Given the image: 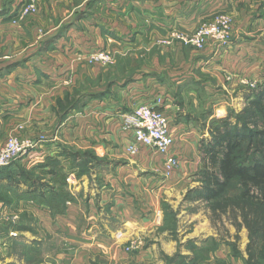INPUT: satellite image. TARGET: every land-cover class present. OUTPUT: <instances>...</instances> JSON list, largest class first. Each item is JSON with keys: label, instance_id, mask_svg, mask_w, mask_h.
<instances>
[{"label": "rangeland", "instance_id": "374dc122", "mask_svg": "<svg viewBox=\"0 0 264 264\" xmlns=\"http://www.w3.org/2000/svg\"><path fill=\"white\" fill-rule=\"evenodd\" d=\"M26 1L23 0L21 6ZM73 1L80 3V0ZM83 1L87 3L83 13L77 7L67 9L60 31H66L73 25L79 32L87 30V24L83 27L73 18L80 11L86 22L93 19L94 9L89 3L94 0ZM38 13L45 14L43 9L39 10V3L37 13L31 15ZM204 24L194 31L180 33L191 34ZM170 36L153 44L138 41L133 46L144 50V54L136 57L109 49L108 40H101L96 44L99 49L94 51L80 47V51L70 57L74 43L65 39V44L69 45L65 58L68 59L69 70L63 79L57 81L55 73L36 69L37 118L27 122L21 119L25 127L23 123L15 124L13 133L24 130L20 133L22 138L40 140L34 151L22 155L11 164L13 166L3 170L24 173L25 176L18 178L23 186L21 190L12 191L13 201L10 198L6 200L9 206L18 204L19 211L15 210L10 216L0 214V264H244L245 229L239 232V254L236 255L229 245L235 239L234 225L230 222L225 226L221 222L216 224L209 203L197 199L191 192L200 182V171L204 165L201 153H191L197 156L194 157L193 170L185 177L188 185L184 186L178 179L183 178V172L167 175L165 163L163 168L158 167L156 164L159 163L153 157L149 158L148 168L138 172L143 176L142 182L136 179L131 189H127L120 181L119 188L131 190L139 198V194L147 192L146 198L132 199L131 209L144 220V232L124 237L121 230L124 226L115 219L111 195L115 192L109 176L115 172L114 165L119 158L95 147L115 140L111 132L104 133L100 141L93 140L91 131L94 125L90 117L100 111L98 107L102 103L117 101L116 85L125 82L124 79L130 75L142 74V69L150 71L143 73L144 76L160 77L172 84L176 89L171 88V91L182 110L178 117L188 116L199 129L206 131L204 137H197L196 150L200 149L198 141L201 144L210 138L208 130L215 119L240 114L249 105V97L264 87V23L251 25L238 34V37H243L238 40L243 47H258L255 54L246 55L242 62V57L237 55H209L213 53L212 49L234 46L237 39L233 32V17L229 39L224 43L210 40L203 47H197ZM165 39L171 40L166 43ZM84 42L89 41L81 37L80 43ZM173 45L180 47L179 55L177 51L168 54L164 50ZM146 47H150L149 54ZM56 48L53 46L51 50ZM152 53H157L158 61H154ZM101 54L108 55L110 59H98ZM153 61L155 65H152ZM178 80L182 81L181 85L174 86ZM190 82L195 83L196 92H193L194 88L184 91ZM50 92H55L54 99L50 98ZM60 99L63 105L59 104ZM122 113L121 121L126 112ZM42 146L45 150L40 151ZM123 152L131 157L138 154L128 152L126 145ZM24 157L30 162L19 164ZM190 157L193 160V155ZM182 163L183 158L179 167ZM62 176H66V185L59 180ZM86 179L88 183L81 186L80 182L83 184ZM237 189L236 185L234 191ZM80 205L83 210H80ZM72 207L79 209L70 210ZM67 213L68 218L64 217ZM122 215V220H126L129 213ZM96 219L98 223L94 222ZM115 224L118 242L109 244L101 238L100 230L107 238L108 229L115 230Z\"/></svg>", "mask_w": 264, "mask_h": 264}, {"label": "crops", "instance_id": "0c3cea01", "mask_svg": "<svg viewBox=\"0 0 264 264\" xmlns=\"http://www.w3.org/2000/svg\"><path fill=\"white\" fill-rule=\"evenodd\" d=\"M22 1L13 0V2L8 3L7 0H0V148L12 134L20 135L23 133L24 130L13 133L16 130L15 124L23 123L25 127V122L21 119L24 118L27 122L37 118L38 85L34 77L36 69L55 73L58 77L57 81L62 80V76L69 70L66 63L68 59L65 60L68 56L69 48L67 47L69 45L65 44V39H70L72 44L74 43L70 57L73 56L74 52L80 51V47L92 51L99 49L96 48V44H99L101 40H108L109 49L112 48L118 54H130L131 57H136L144 54V50L133 46L139 43L138 41L142 44L144 42L153 44L156 40L175 31L191 32L197 26L210 22L217 13L227 12L233 17V32L237 40L234 41L232 47L212 49L211 52L213 53L209 55L215 54L216 57L218 55L221 57L237 55L242 57L240 60L242 62L246 55L255 54L258 47H243L242 42H238L243 37H238V34L251 25L264 23V0H94L89 3L94 9V16L90 22H86L80 16V11L83 13L87 4L83 0H80V3L73 0H61L60 2L58 0H38L39 10L43 9L44 15H40L41 12L39 11L38 14L26 17L24 21L14 23L13 17ZM70 7L80 9V11L77 9L79 12L77 15H73V18L76 24L81 23L83 27L84 24L88 25L84 32L75 30L78 29L76 25L71 26L66 31H60L66 15L65 12ZM69 16L70 14L67 15V18ZM81 37L89 42L81 44ZM54 39L55 41H53ZM53 46L57 48L51 50ZM143 47L141 46V48ZM146 48H148L146 51L149 54L150 47ZM164 50H167L168 54L177 51V55H179L181 52L177 45L165 47ZM163 51L160 52L161 56H163ZM150 55L154 61H158L157 53ZM154 61L152 65H155ZM142 70L143 73L150 72L146 71L147 69ZM143 73L138 76L130 75L129 78L124 79L125 82L116 85L114 90L118 94L117 101L102 103L98 107L100 111L95 112L93 117H90L92 125H94L91 131L93 140L100 141V137L107 132H111L110 134L115 140V142L107 145L99 143L95 147L119 158L114 165L115 172L109 176V179L115 192V194H111L116 212L115 219L124 226L121 229L124 237L144 232L146 229L144 220L131 209L132 199L146 198L147 192L139 194V198L137 193H133L131 190L123 191V189L127 187V189H131L136 179H140V182L143 181V176H139L138 172L148 168L150 157H153L160 164L156 165L161 168L164 167V158L143 146L140 147L138 154L134 157L124 154L123 146L125 148L126 145L127 149L131 140V133L123 128L121 112H129L136 104L143 101H153L155 98L163 99L165 104L159 105V108L166 110L170 119V129L175 139L172 152L176 153L180 159L183 158V165L178 167L181 171L178 172L179 169H176L172 174L179 175L183 172L181 174L183 178L178 179L182 180L181 184L184 186L189 184L188 180L185 179L187 172L192 171L195 166L194 157L197 155L191 153H201L200 149L196 150L198 147L196 144L197 137H204L206 134V131L199 129L192 120H189L188 116L178 117L182 110L171 91V88L176 89L172 84L159 79L160 77L144 76ZM181 82V80L176 81L174 86L181 85ZM187 86L184 91L196 87L195 83L191 84V82ZM195 89L193 92H196ZM50 98H55V92H50ZM107 127H111V129ZM106 128L110 131H107ZM86 137L89 138V135ZM198 145L200 148L199 141ZM42 149L45 150L43 146L40 151ZM190 155H193V160H190ZM28 157L30 158V156ZM200 157L202 159V156ZM28 162L30 160L24 157L19 161V164H27ZM11 166L13 165L9 167ZM8 174L12 176L8 177ZM17 174L18 172L15 173V171L1 170L0 172V187L3 188V191L0 189V194L3 193V198L0 199V214H5V216H10V213L14 214L15 210L19 211L18 204L12 203L9 206V203L6 202L8 198L13 201L11 194L13 190L22 189L21 182L17 186L10 182L14 177L19 178ZM120 181L123 182L125 188H119ZM87 183L88 180L86 179L83 182L84 185L81 182L80 185L85 186ZM200 184L199 182L196 187H199ZM76 209L79 208H70V210ZM124 213H129L126 220L121 218ZM64 217L68 218V213ZM94 222L98 223V219ZM67 225L69 226L70 223ZM116 225L115 230L108 229L110 232H107V238L100 230L101 238L108 241L109 244L118 242ZM243 229L247 233L246 243H248V231L245 227Z\"/></svg>", "mask_w": 264, "mask_h": 264}, {"label": "trees", "instance_id": "16d2710c", "mask_svg": "<svg viewBox=\"0 0 264 264\" xmlns=\"http://www.w3.org/2000/svg\"><path fill=\"white\" fill-rule=\"evenodd\" d=\"M249 98V105L240 114L211 123L210 138L200 145L204 164L201 184L191 192L209 203L216 224L234 225L235 239L229 245L236 255L239 232L247 229L244 264H264V87ZM59 104L63 105L61 99ZM59 180L67 184L66 176ZM10 182L16 186L20 183L16 177Z\"/></svg>", "mask_w": 264, "mask_h": 264}, {"label": "built area", "instance_id": "2783aa9c", "mask_svg": "<svg viewBox=\"0 0 264 264\" xmlns=\"http://www.w3.org/2000/svg\"><path fill=\"white\" fill-rule=\"evenodd\" d=\"M38 0H28L13 17L14 23L27 16L37 13ZM232 17L226 13L217 14L213 20L202 25L197 31L189 33L174 32L171 39H179L203 47L208 41L219 43L227 42L230 36ZM171 39H165L169 42ZM98 59L107 61L108 55L101 54ZM165 104L162 98L153 101H143L123 115V128L130 131L131 140L127 146L130 153H138L141 146L160 154L164 158L167 175H171L179 167L180 158L172 152L174 136L170 129V119L166 110L159 108ZM40 139L22 138L20 135H11L0 148V170L10 166L22 155L34 151Z\"/></svg>", "mask_w": 264, "mask_h": 264}]
</instances>
